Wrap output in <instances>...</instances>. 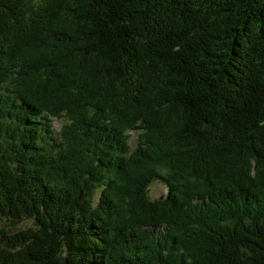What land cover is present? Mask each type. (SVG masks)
<instances>
[{
  "label": "trees",
  "instance_id": "1",
  "mask_svg": "<svg viewBox=\"0 0 264 264\" xmlns=\"http://www.w3.org/2000/svg\"><path fill=\"white\" fill-rule=\"evenodd\" d=\"M0 264H264V0H0Z\"/></svg>",
  "mask_w": 264,
  "mask_h": 264
},
{
  "label": "rangeland",
  "instance_id": "2",
  "mask_svg": "<svg viewBox=\"0 0 264 264\" xmlns=\"http://www.w3.org/2000/svg\"><path fill=\"white\" fill-rule=\"evenodd\" d=\"M67 122V120L65 118H59V119H53V128L55 130L56 133H59L61 131V128L62 126ZM133 137H132V144H135V141H136V135L135 134H132ZM164 186L158 182H155L151 188H150V194L153 196V197H159L161 195L164 194Z\"/></svg>",
  "mask_w": 264,
  "mask_h": 264
},
{
  "label": "water",
  "instance_id": "3",
  "mask_svg": "<svg viewBox=\"0 0 264 264\" xmlns=\"http://www.w3.org/2000/svg\"><path fill=\"white\" fill-rule=\"evenodd\" d=\"M161 199H163V198H161Z\"/></svg>",
  "mask_w": 264,
  "mask_h": 264
}]
</instances>
